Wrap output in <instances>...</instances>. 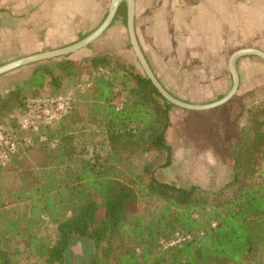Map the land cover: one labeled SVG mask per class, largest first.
Wrapping results in <instances>:
<instances>
[{
	"label": "trees",
	"instance_id": "obj_1",
	"mask_svg": "<svg viewBox=\"0 0 264 264\" xmlns=\"http://www.w3.org/2000/svg\"><path fill=\"white\" fill-rule=\"evenodd\" d=\"M118 17L127 20L124 2ZM114 58L93 57L91 68L115 61L128 73L129 65ZM83 68V62L69 56L35 65L28 79L0 95V115L24 113L28 101L44 97L48 85L46 97L52 98ZM130 76L134 85L123 87L122 108L117 107L114 78L100 74L75 94L66 115L43 128L46 140L35 136L30 147L0 165V182L11 181L6 199L0 191V264H66L67 250L79 240L93 244L91 264H245L259 253L264 262V185H242L257 172L264 149V101L248 109L240 138L231 146L230 185L217 192L199 185L186 189L153 173L146 186L139 179L136 189L135 179L127 183L121 178L132 174V157L165 152L164 166L172 165L167 136L175 106L146 76L134 71ZM87 123L101 125L108 155L86 158L79 151L74 130ZM139 196L163 201L156 217L133 215ZM48 223L56 226L55 238L45 231ZM177 232L195 238L160 251L159 241Z\"/></svg>",
	"mask_w": 264,
	"mask_h": 264
},
{
	"label": "crops",
	"instance_id": "obj_2",
	"mask_svg": "<svg viewBox=\"0 0 264 264\" xmlns=\"http://www.w3.org/2000/svg\"><path fill=\"white\" fill-rule=\"evenodd\" d=\"M108 1L0 0V65L71 45L101 19ZM115 22L117 28L107 32L106 41L117 38L119 44L125 45L124 19L118 17ZM135 31L164 88L185 102L207 105L232 89L230 58L235 52L248 48L264 52V0H135ZM99 54L100 51L95 55L85 51L80 58L92 59ZM236 69L240 84L235 99L245 105L241 107L242 118L237 116L240 122L246 119L249 108L264 100V61L253 55L242 56ZM229 102L226 114L231 119L233 99ZM217 108L186 112L172 109L167 142L174 157L180 150L186 157H216L217 149L204 139L198 150L183 142L189 141V134L196 133L194 121L196 128L222 136L225 131L216 130L206 119L202 123L203 118L197 114H208ZM178 122L186 124L182 133L187 138L181 140L182 145L171 136ZM207 125L211 128L206 131ZM227 131L229 135L233 133Z\"/></svg>",
	"mask_w": 264,
	"mask_h": 264
},
{
	"label": "rangeland",
	"instance_id": "obj_3",
	"mask_svg": "<svg viewBox=\"0 0 264 264\" xmlns=\"http://www.w3.org/2000/svg\"><path fill=\"white\" fill-rule=\"evenodd\" d=\"M111 1L112 0L108 1L107 11L104 12L101 19L94 24V27L89 31H86L84 34L79 35L78 38L74 41V43H72L71 45L83 40L85 37H87L88 35H90L99 28V26L104 22V20L108 15L111 6ZM116 20L113 21L112 25L104 32V34L100 38H98L88 47L83 48L69 55L70 59L83 62L84 68L81 76L65 81L63 88L57 93V95H55L56 97H62L64 100L68 101L69 105L71 106V103L74 101V96L78 91L86 90L88 87H90V85L94 82L95 78L98 75L104 74L107 77H110L111 79L114 78L115 87L120 95L118 99V103H122L125 97L124 94L125 91L123 87L125 89H128L134 85V81L130 76L131 71L132 72L134 71L136 73L138 72L146 76L145 71L142 65L140 64L131 44V39L128 32V20H126V22L124 21L125 32H126V33L124 32V36H126V39L124 40L125 45L119 44L118 40H116L117 38H115L113 42L106 41L108 37L107 32L113 30L115 31L117 28L115 22ZM116 36L117 35H115V37ZM67 46H63L61 48ZM53 50H57V49H53ZM47 51H52V50H47ZM85 51H87L88 53H92V55H95L96 51H100L101 54H99L98 56L108 55L111 57H115L114 59L118 58L121 59L122 61H125L127 66L129 65L130 67V70L128 69V67H126L127 68L126 71L129 74L126 73L123 70V67L119 65L118 62L115 61L112 62L110 67L107 68H102L99 70H95L91 68L90 58L87 59L80 58L82 53ZM62 58H66V57H62ZM7 63H3L0 66L5 65ZM35 65L23 67L4 76H0V95H4L9 90L14 89L17 84L22 83L24 80L28 79ZM49 92L50 89L48 85L44 90V95H43L44 97L41 98H48L46 96L49 95ZM55 96H53L52 98H55ZM235 97L233 98V118L231 119L228 118V115L226 113H228L229 111L228 105H231L232 102H228L227 104L221 106V108L212 110L208 114L197 113L198 115L201 116L200 117L201 119L203 118L202 123L205 122L204 119H206L212 122L216 130L225 131L222 134V136H220L219 134L218 136H214V134L211 135L208 134V132L206 133L204 130H202V128L200 129V127L199 129L196 128L198 124L197 121H194L196 122L195 125L196 127H194L193 129L195 130L196 133H191V135L189 134V141L183 142L184 146L193 145L194 149L196 150L201 144L200 140L204 139L207 144L213 145L215 149H217L216 157L210 158V157H204V156L202 157L197 155H194L192 157L190 156L186 157L183 156V151L180 150L176 157L174 156L172 157L173 158L172 165L167 168L164 166L167 159V154L165 152L151 151L143 154L142 156L132 157L131 167L133 172L132 174L126 173L125 175H123L121 177L122 180L128 183L131 179H135L134 180L136 182L135 187L137 189L139 188V184H138L139 179H142L143 180L142 185L146 186L149 182L151 174L155 173V175L158 177L160 181L176 184L177 186L186 189L190 188L192 185H199L206 190L217 192L222 188H225L228 185H230L233 182V157L231 155V146L235 141L239 140L240 129L245 121V120H240L239 122V120H237V116H239L240 119L242 118L240 116L242 114L241 107H245V105H242L240 99L237 100L235 99ZM174 106L175 107L173 108V110L175 111H183V112L187 111L176 105ZM20 113L21 111L15 110L11 114H7L5 116L0 115V127L10 129L15 133L18 132V127L16 128L14 126V120H16L18 124V120L20 119ZM182 126L186 128V124L183 125L182 122H178V125L174 127V132H171V136H174L175 141L178 139L179 145H182L181 140L185 136L182 133ZM209 128H211L210 125H207L206 131ZM101 130L102 127L98 123L82 124L75 128L74 132L77 136L76 143L78 145V149L79 151L83 152L86 158H93L97 154L108 155L110 153L108 143L106 142V138L102 134ZM227 130H232L233 133L229 135L227 133L228 132ZM185 138H187V136H185ZM257 162H258L256 166L257 172L251 178L246 177L242 182V185H251L254 183L264 185L263 173H262L264 171V149L262 150L260 158L258 159ZM10 184L11 181L9 178L0 182V191H2L3 193L2 194L4 197L3 199H6L7 197ZM232 186L230 188V191L233 190ZM162 204L163 201L156 196H149V197L139 196L138 205H136L132 209V212L133 215H141L145 220H148L150 218H154L157 216L158 211L162 206ZM45 231L46 233L52 235L53 238H55L56 236L55 225L48 223ZM76 242H74L72 245H74ZM91 247H92V258H93L95 254V248L93 244H91ZM159 250L162 251L160 248ZM260 255L261 253H259L258 256L256 255V258L253 261L246 262L245 264H264L262 260V256ZM22 264H37V263L31 260H27V261L24 260Z\"/></svg>",
	"mask_w": 264,
	"mask_h": 264
},
{
	"label": "water",
	"instance_id": "obj_4",
	"mask_svg": "<svg viewBox=\"0 0 264 264\" xmlns=\"http://www.w3.org/2000/svg\"><path fill=\"white\" fill-rule=\"evenodd\" d=\"M123 2L126 4L127 11H128V13H127L128 32L130 35L131 44H132L133 50H134L140 64L142 65V67L145 71L146 77L149 80H151L153 85L156 87V89L159 91V93L166 100H168L170 103H172L178 107H181L182 109L196 110V111L209 110V109L220 107V106L228 103L230 100H232L235 97V95L237 94V91L239 89L240 78H239V75H238L237 69H236L237 60L242 56L253 55V56L259 57L261 60L264 61V52L259 50V49L248 48V49H242V50L235 52L230 58V68H231V71L233 73V86H232V89L230 90V92L225 97H223L222 99H220L216 102L207 104V105H197V104L185 102V101L173 96L171 93H169L164 88V86L161 84L159 79L154 74L152 68L150 67V65H149V63H148V61H147V59H146V57H145V55L141 49V46L139 45V42H138L137 36H136V31H135V0H112L108 15H107L106 19L104 20V22L99 26V28L97 30H95L93 33H91L87 37H85L83 40H81V41H79L73 45L61 48V49L46 51V52L39 53L36 55L23 57V58L18 59L16 61L2 65V66H0V76H4L6 74H9V73L16 71L18 69H21L23 67L35 65L38 63H43L46 61H51L54 59H59L62 57H67V56L71 55L72 53H75V52H77L83 48L88 47L90 44H92L94 41H96L98 38H100L104 34V32L112 25L113 21L117 17L119 7Z\"/></svg>",
	"mask_w": 264,
	"mask_h": 264
},
{
	"label": "built area",
	"instance_id": "obj_5",
	"mask_svg": "<svg viewBox=\"0 0 264 264\" xmlns=\"http://www.w3.org/2000/svg\"><path fill=\"white\" fill-rule=\"evenodd\" d=\"M118 109L122 108V103L117 104ZM70 108L69 102L62 97L31 99L27 103L24 113H20L18 120V132L0 127V165L5 166L11 158L20 151L30 147L39 135L41 140H46L42 134L43 128L58 122L67 114ZM213 228L216 223H213ZM203 234V233H201ZM195 238L192 233L177 232L172 238L159 241V248L167 251L177 246H181Z\"/></svg>",
	"mask_w": 264,
	"mask_h": 264
},
{
	"label": "flooded vegetation",
	"instance_id": "obj_6",
	"mask_svg": "<svg viewBox=\"0 0 264 264\" xmlns=\"http://www.w3.org/2000/svg\"><path fill=\"white\" fill-rule=\"evenodd\" d=\"M91 242L86 240L77 241L71 245L66 252V264H91L92 247Z\"/></svg>",
	"mask_w": 264,
	"mask_h": 264
}]
</instances>
